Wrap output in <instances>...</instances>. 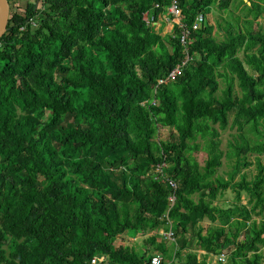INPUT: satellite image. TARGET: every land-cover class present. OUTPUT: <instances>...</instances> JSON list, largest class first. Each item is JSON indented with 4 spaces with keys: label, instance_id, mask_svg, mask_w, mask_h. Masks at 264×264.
Returning a JSON list of instances; mask_svg holds the SVG:
<instances>
[{
    "label": "trees",
    "instance_id": "16d2710c",
    "mask_svg": "<svg viewBox=\"0 0 264 264\" xmlns=\"http://www.w3.org/2000/svg\"><path fill=\"white\" fill-rule=\"evenodd\" d=\"M14 1L0 37V264H264V0L217 24L210 7L234 0H177L185 25L204 16L185 50L178 23L153 25L171 0ZM228 128L240 133L223 149ZM248 155L256 174L235 180ZM228 189L230 205L214 204ZM129 229L143 247L114 244Z\"/></svg>",
    "mask_w": 264,
    "mask_h": 264
},
{
    "label": "rangeland",
    "instance_id": "374dc122",
    "mask_svg": "<svg viewBox=\"0 0 264 264\" xmlns=\"http://www.w3.org/2000/svg\"><path fill=\"white\" fill-rule=\"evenodd\" d=\"M14 2H17V3L19 2L20 5H23L25 3V0H15ZM240 8L241 6L239 5V0H234V2L230 5V7L226 11L219 10L216 5H212L209 9V12L205 15V24H217L218 21L222 23L224 19H228V18L232 19V17L234 18V16L241 14ZM255 26H264V15L262 18H259L256 21ZM171 29H173V25ZM165 32H166L165 29L160 31L161 34ZM215 35L219 38L222 35L221 30L220 32H216ZM231 120H232V115L230 116V121ZM238 133H240V131L236 130V128H233V129L228 128L225 131H222L221 132V139H222L221 148L225 149L227 141L232 139L234 136L238 135ZM168 134H169V128L160 127V130H159L160 138L165 139L167 138ZM196 157L199 158V160L203 158L201 152L196 153ZM260 159L263 162L262 156H260ZM247 160L251 162V164L248 166H241L239 172L235 175V180H239L242 175H245L247 179H251L256 174L257 168H256L255 155H248ZM232 167H233L232 163H230L224 158L222 159V165L217 169V174L224 178H227L228 173L232 171ZM241 196H242L241 197L242 202L245 203L247 200V196L245 195V193H242ZM233 199H234V193L232 192L231 189H228L224 191L223 195L219 197L214 202V204L226 207L230 205ZM201 226L203 227V231L205 232L206 228L209 226V222L207 220H204L203 222H201ZM136 232L137 231L135 229L127 230L124 234L125 238L124 239L117 238L114 241V244L117 245V244L122 243V244H129L137 248L143 247V240L146 238V236L144 235L140 236L138 232L137 233Z\"/></svg>",
    "mask_w": 264,
    "mask_h": 264
},
{
    "label": "built area",
    "instance_id": "2783aa9c",
    "mask_svg": "<svg viewBox=\"0 0 264 264\" xmlns=\"http://www.w3.org/2000/svg\"><path fill=\"white\" fill-rule=\"evenodd\" d=\"M167 10H168L167 12H168V15H169L168 17L170 18L172 23L173 24L174 23H178L179 26L182 28L181 34H180V43L184 47V50H185V47H186V44H187V38H188V35L190 33V30H194V29H197L198 27H200L202 22L204 21V16H203L202 13H198L195 16V19L192 22V25L189 27V26H187V25H185L184 23L181 22V16H182L181 15V9L178 6L177 0H171L170 5L168 6ZM144 18L145 19L149 18L147 13L144 14ZM31 23L33 25L35 24L33 21H31ZM188 60H189V56L186 54V56L181 61V63L177 64L174 68H172L167 73L165 78L158 79L157 84H161V83H164L166 81H170V80L176 79V77L181 74L182 67ZM169 182H170V184H171V186L173 188H176L177 184H176V182L174 180H170ZM169 201L171 203H173V201H174V195L173 194L171 196H169ZM170 227H171V221H169V230H167V231L161 230L160 232H161V234L163 236L167 237L168 239L173 240L174 239V234H173L172 228H170ZM217 256H218V260L219 261H222V262L225 261V255L224 254H220V255H217ZM92 263H96V258L92 259ZM148 264H170V262L162 263L161 256L158 255V254H154V255H152L150 257V260H149Z\"/></svg>",
    "mask_w": 264,
    "mask_h": 264
},
{
    "label": "crops",
    "instance_id": "0c3cea01",
    "mask_svg": "<svg viewBox=\"0 0 264 264\" xmlns=\"http://www.w3.org/2000/svg\"><path fill=\"white\" fill-rule=\"evenodd\" d=\"M168 16H169L168 15V12L166 11V12H164L162 15H160L158 17V20L157 21L153 22V25H155V28L158 31H162V30L165 29L166 32L163 33V34L170 33L172 31L171 27H172L173 23H172V21L170 20V18ZM168 23H169V25H168ZM186 253L187 252H185V254L183 253L184 258H185ZM195 253H196V256H197L198 261H200L202 259L203 255L206 252L204 250H196ZM206 261H207L208 264H221L220 263L221 261L218 260V256L217 255H214V254H209V256L206 259Z\"/></svg>",
    "mask_w": 264,
    "mask_h": 264
},
{
    "label": "water",
    "instance_id": "95a60500",
    "mask_svg": "<svg viewBox=\"0 0 264 264\" xmlns=\"http://www.w3.org/2000/svg\"><path fill=\"white\" fill-rule=\"evenodd\" d=\"M10 15V5L8 0H0V37L9 29L7 26Z\"/></svg>",
    "mask_w": 264,
    "mask_h": 264
}]
</instances>
